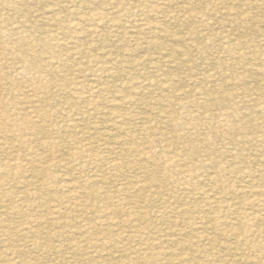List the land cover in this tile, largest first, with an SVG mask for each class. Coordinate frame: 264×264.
I'll list each match as a JSON object with an SVG mask.
<instances>
[{
  "label": "rangeland",
  "instance_id": "obj_1",
  "mask_svg": "<svg viewBox=\"0 0 264 264\" xmlns=\"http://www.w3.org/2000/svg\"><path fill=\"white\" fill-rule=\"evenodd\" d=\"M0 70V264H264V0H0Z\"/></svg>",
  "mask_w": 264,
  "mask_h": 264
},
{
  "label": "bare ground",
  "instance_id": "obj_2",
  "mask_svg": "<svg viewBox=\"0 0 264 264\" xmlns=\"http://www.w3.org/2000/svg\"><path fill=\"white\" fill-rule=\"evenodd\" d=\"M92 2H93V1H92ZM94 2H95V1H94ZM20 5H21V4H20ZM155 10H156V9H155ZM5 11H6V10H5ZM10 11H11V10H10ZM2 13H3V12H2ZM51 13H52V12H51ZM143 14H144V13H143ZM143 14H142V15H143ZM140 16H141V15H140ZM58 19H59V18H58ZM60 19H61V17H60ZM60 19H59V20H60ZM83 19H84V18H83ZM85 19H86V18H85ZM145 19H146V18H145ZM16 20H17V18H16ZM87 20H88V19H87ZM6 21H7V20H6ZM20 21H21V20H20ZM48 21H50V20H48ZM22 22H23V21H22ZM22 22H21V23H22ZM56 22H57V20H56ZM18 23H20V22H18ZM57 23H58V22H57ZM61 23H62V22H61ZM143 23H144V22H143ZM147 23L150 24V22H147ZM22 24H23V23H22ZM27 25H28V24H27ZM64 25H65V24H64ZM141 26H142V25H141ZM45 27H46V26H45ZM74 27H75V26H74ZM142 27H143V26H142ZM134 28H136V27H134ZM1 29H2V28H1ZM70 29H71V27H70ZM142 29H143V28H142ZM142 29H141V30H142ZM144 29H145V28H144ZM147 29H148V26H147ZM2 30H3V29H2ZM6 30H7V29H6ZM8 30H9V29H8ZM72 31H73V30H72ZM143 31H144V30H143ZM42 33H43V32H42ZM14 34H16V33H14ZM91 34H92V33H91ZM137 34H138V33H137ZM18 35H19V33H18ZM13 36H14V35H13ZM13 36H12V37H13ZM33 36H34V35H33ZM62 36H63V35H62ZM116 36H117V35H116ZM10 37H11V36H10ZM50 37H51V35H50ZM57 37H58V36H57ZM121 37H122V36H121ZM3 38H4V37H3ZM18 38H19V37H18ZM51 38H52V37H51ZM60 38H61V37H60ZM65 38H66V36H65ZM67 38H68V37H67ZM1 40H3V39H1ZM8 40H10V39H8ZM5 41H7V40H5ZM14 41H15V40H14ZM64 41H65V40H64ZM72 41H73V40H72ZM2 44H3V43H2ZM13 44H14V43H13ZM69 44H70V43H69ZM157 45H159V44L157 43ZM157 45H156V46H157ZM2 46H3V45H2ZM2 46H1V47H2ZM16 46H17V45H16ZM62 46H63V45H62ZM65 46H66V45H65ZM75 49H76V48H75ZM14 51H15V50H14ZM79 53H80V52H79ZM77 55H78V54H77ZM34 56H35V55H34ZM69 56H70V55H69ZM67 57H68V56H67ZM163 57H164V56H163ZM26 58H27V57H26ZM27 59H28V58H27ZM69 59H70V57H69ZM69 59H68V60H69ZM12 60H13V59H12ZM21 61H22V60H21ZM31 61H32V60H31ZM23 62H24V61H23ZM98 62H99V61H98ZM98 62H96V64H98ZM90 63H91V62H90ZM90 63H88V65H89ZM1 64H2V63H1ZM23 65L25 66L24 63H23ZM59 65H60V64H59ZM29 67H30V66H29ZM27 68H28V67H27ZM29 69H30V68H29ZM25 70H26V69H25ZM0 71H1V70H0ZM37 71H38V70H36L35 73H37ZM100 71H101V69H100ZM24 72H25V71H24ZM2 73H4V72H2ZM2 73H1V74H2ZM22 74H23V73H22ZM30 75H31V74H30ZM14 76H15V75H14ZM21 76H22V75H21ZM86 76H87V75H86ZM1 77H2V76H1ZM1 77H0V78H1ZM120 77H121V76H120ZM173 77H174V76H173ZM35 78H36V76H35ZM6 79H7V78H5V80H6ZM7 80H8V79H7ZM9 80H11V79H9ZM1 81H3V80L1 79ZM83 82H84V81H83ZM152 83H153V82H152ZM30 84H31V82H30ZM73 84H74V83H73ZM75 87H76V86H75ZM152 87H153V86H152ZM73 88H74V87H73ZM9 89H10V88H9ZM9 89H8V90H9ZM14 89H15V87H14ZM78 91H79V90H78ZM2 93H3V92H2ZM24 93H25V92H24ZM79 93H80V92H79ZM20 94H21V93H20ZM29 97H30V96H29ZM13 98H14V97H13ZM144 98H145V97H144ZM146 98H147V97H146ZM1 100H3V99H1ZM144 100H145V99H144ZM147 100H148V99H147ZM163 100H165V99H163ZM26 101H27V100H26ZM0 102H2V101H0ZM3 102H4V101H3ZM16 102H17V101H16ZM30 102H31V101H30ZM30 102H29V103H30ZM80 102H81V101H80ZM137 102H138V100H137ZM17 103H18V102H17ZM1 104H2V103H1ZM126 104H127V103H126ZM18 105H20V104H18ZM155 105H156V104H155ZM15 106H16V105H15ZM36 106H37V104H36ZM92 106H93V105H92ZM92 106H91V107H92ZM157 106H159V105H157ZM4 107H5V106H4ZM37 107H38V106H37ZM93 107H94V106H93ZM163 107H164V106H163ZM85 108H86V107H85ZM89 109H90V108H89ZM92 109H93V108H92ZM111 109H112V108H111ZM115 109H116V108H115ZM117 109H118V108H117ZM121 109H122V108H121ZM146 109H147V108H146ZM47 110H48V109H47ZM62 110H63V109H62ZM140 110H141V109H140ZM159 110H160V108H159ZM144 111H145V110H144ZM6 112H7V111H6ZM32 112H33V111H32ZM109 112H110V111H109ZM111 112H112V111H111ZM116 112H117V111H116ZM146 112H147V111H146ZM73 113H74V112H73ZM76 113H78V112H76ZM164 113H165V112H163V114H164ZM0 114H1V113H0ZM110 114H111V113H110ZM122 114H123V113H122ZM122 114H121V115H122ZM163 114H162V115H163ZM199 114H200V113H199ZM4 115H6V114H4ZM4 115H3V116H4ZM24 115H26V114H23V116H24ZM41 115H42V113H41ZM160 115H161V114H160ZM37 116H38V115H37ZM39 116H40V115H39ZM149 116H150V115H149ZM197 116H198V115H197ZM11 117H12V116H11ZM27 117H28V116H27ZM156 117H157V116H156ZM158 117H159V116H158ZM24 118H25V117H24ZM126 118H127V117H126ZM154 118H155V117H154ZM171 118H172V117H171ZM18 119H19V118H18ZM30 119H31V118H30ZM124 119H125V118H124ZM196 119H197V118H196ZM24 120H25V119H24ZM26 120H27V122H28L29 118H27ZM69 120H70V119H69ZM178 120H179V119H178ZM159 121H160V120H159ZM126 122H127V121H126ZM46 124H47V123H46ZM142 124H143V122H142ZM63 125H64V124H63ZM174 125H175V124H174ZM65 126H66V125H65ZM70 126H71V125H70ZM156 126H157V125H156ZM180 126H181V125H180ZM29 127H30V126H29ZM44 127H45V126H44ZM74 127H75V126H74ZM138 127H139V126H138ZM157 127H158V126H157ZM157 127H156V128H157ZM0 128H1V127H0ZM71 128H72V127H71ZM139 128H140V127H139ZM147 128H148V127H147ZM150 128H151V127H150ZM1 129H2V128H1ZM1 129H0V130H1ZM21 129H22V128H21ZM45 129H47V128H45ZM123 130H124V129H123ZM132 130H133V129H132ZM145 130H146V129H145ZM147 130H148V129H147ZM1 131H2V130H1ZM1 131H0V133H1ZM27 131H28V130H27ZM54 132H55V131H54ZM120 132H121V131H120ZM133 132H135V131H133ZM138 132H139V130H138ZM144 133H145V132H144ZM128 134H129V133H128ZM114 135H115V134H114ZM148 135H149V134H148ZM128 136H129V135H128ZM170 137H171V136H170ZM148 138H149V137H148ZM135 139H136V138H135ZM155 139H156V138H155ZM167 139H168V138H167ZM138 140H139V139H138ZM140 140H141V139H140ZM102 141H103V140H102ZM128 141H129V140H128ZM154 141H155V140H154ZM166 141H167V140H166ZM261 141H262V140H261ZM145 142H146V141H145ZM120 143H121V142H120ZM152 143H153V142H152ZM152 143H150V144H151V145H154V144H152ZM231 143H232V141H231ZM94 144H96V143H94ZM138 145H139V144H138ZM51 147H52V146H51ZM149 147H150V146H149ZM53 149H54V148H53ZM105 149H106V148H105ZM151 149H152V148H151ZM59 150H60V149H59ZM133 152H134V151H133ZM160 152H161V150H160ZM141 153H142V152H141ZM120 154H121V153H120ZM128 154H129V153H128ZM128 154H127V155H128ZM144 154H145V153H144ZM127 155H126V156H127ZM155 155H156V154H155ZM173 155H174V154H173ZM173 155H172V156H173ZM151 156H152V155H151ZM157 156H158V155H157ZM164 156H165V155H164ZM182 156H183V155H182ZM100 157H101V156H100ZM127 157H128V156H127ZM184 157H185V156H184ZM128 158H129V157H128ZM165 158H166V157H165ZM180 158H181V157H180ZM99 159H100V158H99ZM124 159H125V158H124ZM132 160H133V159H132ZM134 160H135V159H134ZM164 160H165V159H164ZM146 161H147V160H146ZM133 162H134V161H133ZM157 162H158V161H157ZM174 162H175V161H174ZM174 162H173V163H174ZM109 163H110V162H109ZM137 163H138V161H137ZM140 163H141V162H140ZM154 163H155V162H154ZM173 163H172V165H173ZM97 164H98V163H97ZM159 164H160V163H159ZM159 164H157V165H159ZM174 165H175V164H174ZM181 165H183V164H181ZM136 166H137V164H136ZM139 166H140V165H139ZM175 166H176V165H175ZM175 166H173V167H175ZM179 166H180V165H179ZM120 167H121V166H120ZM116 168H117V167H116ZM148 168H149V167H148ZM183 168H184V167H183ZM97 169H98V167H97ZM111 169H113V168H111ZM151 169H152V168H151ZM184 169H185V168H184ZM125 170H126V169H125ZM148 170H149V169H148ZM167 170H168V169H167ZM182 170H183V169H182ZM82 171H83V170H82ZM106 171H107V168H106ZM127 171H128V170H127ZM159 171H160V170H159ZM169 171H171V169H169ZM93 172H94V171H93ZM118 172H119V170H118ZM131 172H132V171H131ZM131 172H129V173L131 174ZM149 172H150V170H149ZM95 173H96V172H95ZM133 173H134V172H133ZM150 174H151V173H150ZM181 174H182V173H181ZM188 174H189V173H188ZM99 175H100V174H99ZM139 175H140V174H139ZM185 176H186V175H185ZM189 176H192V175H189ZM206 176H207V175H206ZM158 177H159V176H158ZM244 177H245V176H244ZM26 178H27V177H26ZM151 178H152V177H151ZM181 178H182V177H181ZM184 178H185V177H184ZM194 178H195V177H194ZM210 178H211V177H210ZM190 179H191V178H190ZM215 179H216V178H215ZM112 180H113V179H112ZM182 180H183V179H182ZM184 180H185V179H184ZM138 181H139V180H138ZM150 181H151V179H150ZM89 182H90V181H89ZM136 182H137V181H136ZM1 183H3V182H1ZM18 183H19V182H18ZM91 183H92V182H91ZM94 183H95V182H94ZM125 183H127V182H125ZM134 183H135V182H134ZM154 183H155V182H154ZM181 183H182V182H181ZM214 183H215V182H214ZM132 184H133V183H132ZM258 184H259V183H258ZM27 185H28V184H27ZM2 186H4V185H2ZM140 186H142V185H140ZM94 187H95V186H94ZM138 187H139V186H138ZM145 187H147V186H145ZM127 188H128V187H127ZM256 189H257V188H256ZM45 190H46V189H45ZM65 190H66V189H65ZM93 190H94V189H93ZM103 190H104V189H103ZM106 190H107V189H106ZM107 191H108V190H107ZM109 191H110V190H109ZM201 191H202V190H200V192H201ZM258 191H259V190H258ZM258 191H257V192H258ZM135 192H136V191H135ZM257 192H256V193H257ZM111 193H112V192H111ZM238 193H239V192H238ZM244 193H245V192H244ZM253 193L255 194V192H253ZM240 194H242V193H240ZM251 194H252V193H251ZM254 194H253V195H254ZM71 195H72V194H71ZM224 195H225V194H224ZM226 195H227V193H226ZM230 195H231V194H230ZM38 196H39V194H38ZM44 196H45V195H44ZM72 196H73V195H72ZM31 197H32V196H31ZM90 197H91V196H90ZM239 197L241 198V195H240ZM244 197H245V196H244ZM248 197H250V195H249ZM47 199H48V198H47ZM47 199H46V200H47ZM0 200H1V202L3 201L2 199H0ZM49 200H50V199H49ZM117 200H118V199H117ZM55 201H56V200H55ZM1 202H0V203H1ZM56 202H57V201H56ZM250 203H251V202H250ZM51 204H52V203H51ZM59 204H60V203H59ZM89 204H90V202H89ZM160 204H161V203H160ZM251 204H252V203H251ZM18 205H19V204H18ZM71 205H72V204H71ZM34 206H35V205H34ZM56 206H57V205H56ZM23 207H24V206H23ZM50 207H51V206H50ZM119 207H120V206H119ZM119 207H118V208H119ZM2 208H3V207H2ZM2 208H1V209H2ZM165 208H166V206H165ZM234 208H235V207H234ZM259 208H260V207H259ZM28 209H29V208H28ZM255 209H256V208H255ZM55 210H56V209H55ZM85 210H86V209H85ZM120 210H121V209H120ZM187 210H188V209H187ZM234 210H235V209H234ZM78 211H79V210H78ZM183 211H184V210H183ZM256 211H257V210H256ZM124 212H125V211H124ZM140 212H141V210H140ZM185 212H186V211H185ZM224 212H225V210H224ZM257 212H258V211H257ZM0 213H1V212H0ZM101 213H102V211H101ZM186 213H187V212H186ZM113 214H114V212H113ZM115 214H116V213H115ZM122 214H123V213H122ZM183 214H184V213H183ZM228 214H230V213H228ZM240 214H242V212H241ZM246 214H247V213H246ZM232 216H233V215H232ZM235 216H236V215H235ZM112 217H113V215H112ZM112 217H111V218H112ZM138 217H139V216H138ZM216 217H217V216H216ZM3 218H4V217H3ZM114 218H117V217H114ZM96 219H97V218H96ZM97 220H98V219H97ZM188 220H189V219H188ZM222 220H223V219H222ZM259 220H260V219H259ZM4 221H5V220H4ZM10 221H11V219H10ZM112 221H113V220H112ZM83 222L85 223V221H83ZM114 222H115V220H114ZM255 222H256V221H255ZM2 223H3V222H2ZM92 223H93V222H92ZM92 223H91V224H92ZM222 223H223V222H222ZM208 224H209V223H208ZM211 224H212V223H211ZM21 225H22V223H21ZM47 225H48V224H47ZM193 225H194V224H193ZM209 225H210V224H209ZM261 225H262V224H261ZM93 226H94V225H93ZM68 227H69V226H68ZM223 227H225L224 224H223ZM222 229H223V228H222ZM12 230L14 231V229H12ZM12 230H11V231H12ZM38 230H39V229H38ZM210 230H211V229H210ZM233 230H234V229H233ZM31 231H32V230H31ZM130 231H131V230H130ZM238 232H239V230H238ZM33 233H34V232H33ZM153 234H154V232H153ZM197 234H198V233H197ZM238 234H240V233H238ZM251 234H252V233H251ZM251 234H249V235L251 236ZM257 234H258V233H257ZM244 235H245V234H244ZM228 236H229V235H228ZM245 236H246V235H245ZM252 236L254 237V234H253ZM36 237H37V236H36ZM262 237H263V236H262ZM23 238H24V237H23ZM85 238H86V237H85ZM87 238H88V236H87ZM195 238H196V237H195ZM212 238H213V237H212ZM249 239H250V238H249ZM257 239H258V238H257ZM80 240H81V239H80ZM200 240H201V239H200ZM244 240H245V239H244ZM81 241H83V240H81ZM81 241H80V242H81ZM229 241H230V240H229ZM239 241H240V240H239ZM239 241H238V242H239ZM248 241H249V240H248ZM250 241H251V239H250ZM83 242H84V241H83ZM208 242H209V241H208ZM213 242H214V241H213ZM219 242H220V241H219ZM240 242H241V241H240ZM252 242H253V241H252ZM188 243H189V242H188ZM211 243H212V241H211ZM217 243H218V241H217ZM146 244H147V243H146ZM151 244H152V243H151ZM218 244H219V243H218ZM231 244H232V243H231ZM247 244H248V243H247ZM73 245H74V244H73ZM187 245H188V244H187ZM94 246H95V245H94ZM149 246H150V245H149ZM248 246H249V245H248ZM252 247H253V246H252ZM260 247H261V246H260ZM77 248H78V247H77ZM77 248H76V249H77ZM120 248H121V247H120ZM224 248H225V247H224ZM228 248H229V247H228ZM250 248H251V247H250ZM256 248H257V247H256ZM237 249H238V247H237ZM73 250H74V249H73ZM138 250H139V249H138ZM257 250H258V249H257ZM257 250H256V251H257ZM176 251H177V250H176ZM235 251H236V249H235ZM253 252H254V251H253ZM207 253H211V252H207ZM13 254H14V253H13ZM149 254H150V253H149ZM161 254H162V253H161ZM70 255H71V254H70ZM162 256H163V255H162ZM165 256H167V255L165 254ZM239 256H240V255H239ZM70 257H71V256H70ZM162 258H163V257H162ZM165 258H166V257H165ZM174 258H175V257H174ZM159 259H160V258H159ZM160 260H161V259H160ZM165 261H166V260H165ZM210 261H211V260H210ZM210 261H209V262H210ZM260 261H261V260H260ZM260 261H259V262H260ZM156 263L159 264V262H156ZM211 264H212V263H211Z\"/></svg>",
  "mask_w": 264,
  "mask_h": 264
}]
</instances>
